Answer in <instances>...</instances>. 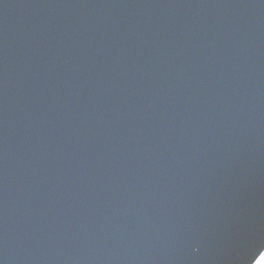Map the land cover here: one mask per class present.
Masks as SVG:
<instances>
[{"label":"water","instance_id":"obj_1","mask_svg":"<svg viewBox=\"0 0 264 264\" xmlns=\"http://www.w3.org/2000/svg\"><path fill=\"white\" fill-rule=\"evenodd\" d=\"M264 0H0V264H261Z\"/></svg>","mask_w":264,"mask_h":264},{"label":"snow or ice","instance_id":"obj_2","mask_svg":"<svg viewBox=\"0 0 264 264\" xmlns=\"http://www.w3.org/2000/svg\"><path fill=\"white\" fill-rule=\"evenodd\" d=\"M261 264H264V260L261 261Z\"/></svg>","mask_w":264,"mask_h":264}]
</instances>
